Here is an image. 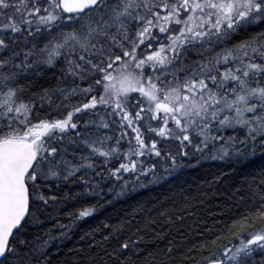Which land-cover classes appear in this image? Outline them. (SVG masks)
Instances as JSON below:
<instances>
[{
    "label": "snow or ice",
    "instance_id": "6c2138e0",
    "mask_svg": "<svg viewBox=\"0 0 264 264\" xmlns=\"http://www.w3.org/2000/svg\"><path fill=\"white\" fill-rule=\"evenodd\" d=\"M54 261L264 264V0H0V264Z\"/></svg>",
    "mask_w": 264,
    "mask_h": 264
},
{
    "label": "trees",
    "instance_id": "16d2710c",
    "mask_svg": "<svg viewBox=\"0 0 264 264\" xmlns=\"http://www.w3.org/2000/svg\"><path fill=\"white\" fill-rule=\"evenodd\" d=\"M231 168L229 161L227 160H213L206 159L201 161V164L195 169V171L189 169L184 176L180 177V180H188L189 182L198 183L199 180L204 179L205 177H209L211 174H215L218 171L228 172ZM238 170L237 168L232 169V174H234ZM178 182V181H177ZM215 187V186H214ZM155 189V190H154ZM160 191L159 188L155 186H149L147 189H139L136 193L132 194V198H125L118 203H114L110 206L105 205L102 206L98 212L90 219L86 221V223H82V231H87L94 224L99 223L106 216H112L114 219L117 213L127 212L131 206H134L137 200H147L151 196L156 195V192ZM229 187L228 182L224 181L218 189V192L209 193L206 197H204L203 204H196V213L197 215L193 216L191 219H185V225L188 229L192 231H187L185 228H179V225L174 226V228L168 233V238H174L177 235L176 229L179 228L181 232H184L185 235L192 237L195 235L197 230H203V221L206 219L208 223H214L218 219H226L228 213L225 214L224 217L220 216V210L225 207L226 204L229 203L228 197ZM234 210V209H233ZM259 226V225H257ZM167 241L165 239H160L158 237H151L149 244L155 246H163ZM73 242L71 240L67 241L66 244L71 246ZM67 251V248H65ZM62 258V257H61ZM55 264V261H54Z\"/></svg>",
    "mask_w": 264,
    "mask_h": 264
}]
</instances>
